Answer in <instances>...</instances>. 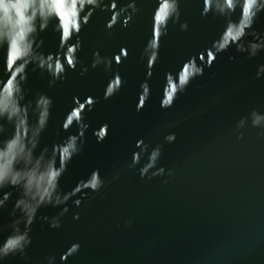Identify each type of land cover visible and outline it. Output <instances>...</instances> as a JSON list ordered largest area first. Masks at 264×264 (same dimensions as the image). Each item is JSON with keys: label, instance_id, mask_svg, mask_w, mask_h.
Wrapping results in <instances>:
<instances>
[{"label": "water", "instance_id": "water-1", "mask_svg": "<svg viewBox=\"0 0 264 264\" xmlns=\"http://www.w3.org/2000/svg\"><path fill=\"white\" fill-rule=\"evenodd\" d=\"M25 5L0 264H264V0Z\"/></svg>", "mask_w": 264, "mask_h": 264}, {"label": "clouds", "instance_id": "clouds-1", "mask_svg": "<svg viewBox=\"0 0 264 264\" xmlns=\"http://www.w3.org/2000/svg\"><path fill=\"white\" fill-rule=\"evenodd\" d=\"M25 7V0H0V39L7 38L12 46L24 35Z\"/></svg>", "mask_w": 264, "mask_h": 264}, {"label": "snow or ice", "instance_id": "snow-or-ice-1", "mask_svg": "<svg viewBox=\"0 0 264 264\" xmlns=\"http://www.w3.org/2000/svg\"><path fill=\"white\" fill-rule=\"evenodd\" d=\"M0 175H2V172H0Z\"/></svg>", "mask_w": 264, "mask_h": 264}]
</instances>
